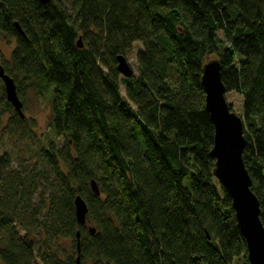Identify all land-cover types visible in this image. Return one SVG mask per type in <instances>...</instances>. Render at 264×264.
I'll list each match as a JSON object with an SVG mask.
<instances>
[{
    "label": "trees",
    "instance_id": "16d2710c",
    "mask_svg": "<svg viewBox=\"0 0 264 264\" xmlns=\"http://www.w3.org/2000/svg\"><path fill=\"white\" fill-rule=\"evenodd\" d=\"M0 34L22 105L28 87L50 108L43 145L2 94L0 264H75L77 232L82 264H251L201 76L217 60L241 96L264 228V0H0ZM136 42L125 77L116 58Z\"/></svg>",
    "mask_w": 264,
    "mask_h": 264
},
{
    "label": "water",
    "instance_id": "95a60500",
    "mask_svg": "<svg viewBox=\"0 0 264 264\" xmlns=\"http://www.w3.org/2000/svg\"><path fill=\"white\" fill-rule=\"evenodd\" d=\"M47 2V0H41ZM19 29L18 24H16ZM77 46L81 47V40L77 39ZM117 70L125 77L133 74L132 68L123 55H118ZM201 84L205 92V109L210 115L214 126L213 147L210 155L215 158L213 173L227 189L232 208L235 211L239 231L246 244V255L251 264H264V228L259 220V201L249 188L251 178L243 164L242 152L245 147V138L242 133L243 122L241 117L231 111L225 101V90L220 79V68L217 60H210L203 65ZM0 79L5 91V99L21 116L22 102L17 96L13 79L7 75L0 65ZM91 189L95 194L99 190L94 180H91ZM75 218L79 225L85 224L87 206L81 196L74 199ZM94 232V228L90 229ZM79 232L76 233L75 264H82L79 258Z\"/></svg>",
    "mask_w": 264,
    "mask_h": 264
},
{
    "label": "rangeland",
    "instance_id": "374dc122",
    "mask_svg": "<svg viewBox=\"0 0 264 264\" xmlns=\"http://www.w3.org/2000/svg\"><path fill=\"white\" fill-rule=\"evenodd\" d=\"M14 41L11 39H5L0 34V64L2 60H7L9 57V52L14 47ZM141 44L134 43L132 46V50L125 55V60L128 62L129 66L134 69L136 65L135 56L138 51H140ZM120 93H124V87L120 86ZM2 94L5 96V91L3 88L2 80H0V109H3L4 100L2 99ZM124 95V94H123ZM225 101H227L228 105L231 106V111H234L238 116L241 117L242 111V100L241 96L237 92L230 91V93H225ZM24 101L21 107L23 112V117L27 121H34L36 123V136L40 139V141L45 143V135L48 134V123H49V100L46 95H39L37 92L32 90L31 88L26 87L25 93L23 95ZM9 116L11 113H5L2 115L0 121V129L8 122ZM1 135V133H0ZM44 137V138H43ZM6 143V142H5ZM7 144V143H6ZM1 140H0V149H1Z\"/></svg>",
    "mask_w": 264,
    "mask_h": 264
}]
</instances>
